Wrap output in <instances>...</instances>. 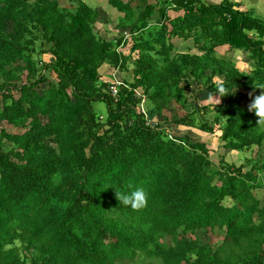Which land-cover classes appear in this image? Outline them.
<instances>
[{
    "label": "trees",
    "instance_id": "trees-1",
    "mask_svg": "<svg viewBox=\"0 0 264 264\" xmlns=\"http://www.w3.org/2000/svg\"><path fill=\"white\" fill-rule=\"evenodd\" d=\"M162 1L108 0L123 13L109 39L81 0H0V264H264V126L247 110L264 17ZM220 83L236 92L216 104ZM130 184L140 211L115 197Z\"/></svg>",
    "mask_w": 264,
    "mask_h": 264
},
{
    "label": "rangeland",
    "instance_id": "rangeland-1",
    "mask_svg": "<svg viewBox=\"0 0 264 264\" xmlns=\"http://www.w3.org/2000/svg\"><path fill=\"white\" fill-rule=\"evenodd\" d=\"M68 0H60V5L61 6H68L69 3L67 2ZM84 2H86L89 6H95L96 9L98 10V19L96 22L97 28L99 29L100 33L104 36H106L107 38H114L116 32H118L115 29V23H116V17L118 18L121 14L123 13H119L112 7H110L109 3L107 2V0H83ZM128 0H123V2H126ZM158 3H160L161 7H164V3L162 0H157ZM235 1L237 3L240 4V9H247V10H251L253 11L256 15L258 16H263L264 17V0H232ZM156 11V10H155ZM126 12V11H125ZM182 11L177 12L175 10L169 9L167 10V14L166 17L167 18H172L175 17L177 15H181ZM122 16V15H121ZM118 21V20H117ZM115 29V30H114ZM114 36V37H113ZM175 43L177 44V48L180 50H187L190 48V42L189 41H175ZM217 53L220 55H224V56H228L230 58H232L235 62L236 65L239 69H241V71H243V69L245 71H248L249 68L248 66H246L247 63V58L245 55H243L242 53H240L239 51H235V50H228L227 47H220L217 50ZM192 52H195V50H193ZM44 88V86H43ZM209 101H212V98L209 99ZM245 103H248L247 99L244 100ZM1 103V100H0ZM97 111L103 113V107H101V105H98L97 107ZM159 120H161V117H159ZM177 132L175 133H180V134H189V137L192 140H202L207 142V145L209 147V149L211 151H215L216 148L218 147V144L220 142L219 140V136H220V132H216L214 135L212 134H202L197 130L194 129H190V128H185V127H177ZM226 154V152H225ZM242 157L243 155L240 154ZM226 160L227 162L230 163L231 161V154H226ZM261 157L264 158V148L261 150ZM262 177L264 180V172L262 173ZM208 240V239H206ZM210 240H214L216 241V244H219L222 240L221 236H217V234H214L213 236L210 237Z\"/></svg>",
    "mask_w": 264,
    "mask_h": 264
},
{
    "label": "clouds",
    "instance_id": "clouds-1",
    "mask_svg": "<svg viewBox=\"0 0 264 264\" xmlns=\"http://www.w3.org/2000/svg\"><path fill=\"white\" fill-rule=\"evenodd\" d=\"M113 77L114 84L110 87V92L112 93L111 88L114 86L117 94L118 85L120 84H116V82H119V79L116 76V72L113 73ZM255 89H261L262 91L260 92V94L255 95ZM235 92L236 88L232 89L226 86L225 84L220 83L217 85L213 99L216 101V104H219L220 97L234 95ZM116 94L113 95L112 93L113 96H116ZM248 96L250 98V102L247 106V110L251 113H254L255 116L258 118L257 126H264V84H254V89L252 92L248 93ZM142 113L145 112L142 111ZM144 115L146 116V114ZM115 197L120 205L124 207H129L133 211H140L144 209L145 207H147L148 203V193L146 192V190L143 187H134L131 184L128 185V188L125 191L115 190Z\"/></svg>",
    "mask_w": 264,
    "mask_h": 264
},
{
    "label": "crops",
    "instance_id": "crops-1",
    "mask_svg": "<svg viewBox=\"0 0 264 264\" xmlns=\"http://www.w3.org/2000/svg\"><path fill=\"white\" fill-rule=\"evenodd\" d=\"M81 1H83V0H81ZM122 1H123V0H122ZM59 2H60V0H59ZM67 2L69 3V5H70L71 3H74L73 0H68ZM83 2H84V1H83ZM107 2H108V0H107ZM84 3H86V2H84ZM86 4H87V3H86ZM87 5H88V4H87ZM91 7L96 8L95 6H91ZM110 7H111V6H110ZM119 15H120V13H119ZM121 15H122V14H121ZM121 15H120V16H121Z\"/></svg>",
    "mask_w": 264,
    "mask_h": 264
},
{
    "label": "built area",
    "instance_id": "built-area-1",
    "mask_svg": "<svg viewBox=\"0 0 264 264\" xmlns=\"http://www.w3.org/2000/svg\"><path fill=\"white\" fill-rule=\"evenodd\" d=\"M116 84L118 85V84H120L119 82H116ZM112 93H113V95H115L116 94V89H115V87L113 86L112 88Z\"/></svg>",
    "mask_w": 264,
    "mask_h": 264
},
{
    "label": "bare ground",
    "instance_id": "bare-ground-1",
    "mask_svg": "<svg viewBox=\"0 0 264 264\" xmlns=\"http://www.w3.org/2000/svg\"><path fill=\"white\" fill-rule=\"evenodd\" d=\"M162 27V26H161ZM121 66V65H120Z\"/></svg>",
    "mask_w": 264,
    "mask_h": 264
}]
</instances>
